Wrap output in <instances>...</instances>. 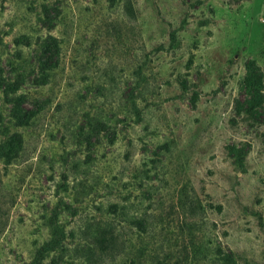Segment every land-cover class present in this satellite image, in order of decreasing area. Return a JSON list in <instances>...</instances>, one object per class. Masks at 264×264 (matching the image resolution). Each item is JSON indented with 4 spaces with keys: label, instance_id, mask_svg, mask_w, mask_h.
Wrapping results in <instances>:
<instances>
[{
    "label": "rangeland",
    "instance_id": "374dc122",
    "mask_svg": "<svg viewBox=\"0 0 264 264\" xmlns=\"http://www.w3.org/2000/svg\"><path fill=\"white\" fill-rule=\"evenodd\" d=\"M250 60L264 0H0V264H264Z\"/></svg>",
    "mask_w": 264,
    "mask_h": 264
},
{
    "label": "trees",
    "instance_id": "16d2710c",
    "mask_svg": "<svg viewBox=\"0 0 264 264\" xmlns=\"http://www.w3.org/2000/svg\"><path fill=\"white\" fill-rule=\"evenodd\" d=\"M127 9L129 13L132 12L130 3H127ZM56 48L55 42H49L44 45L41 55L39 56V63L41 69H51L57 65V58L55 57L53 50ZM55 51V50H54ZM244 86L246 90L251 94V100L246 106H243L241 102L236 101V114L238 116L246 117V120H250L255 115L257 107L262 106L264 102L263 94V73L260 71V67L252 60L246 63V74L244 77ZM196 96H193V102ZM22 96L19 95L13 99V105L11 108V115L15 119L17 125H26L29 119L34 114L32 110L24 109L22 106ZM245 113V115H243ZM22 139L18 133H13L7 140V143L3 145V156L10 159L18 153V149L21 146ZM95 245L104 252H112L116 247V239L107 228L102 229L95 237ZM223 261L227 264L229 257L223 254Z\"/></svg>",
    "mask_w": 264,
    "mask_h": 264
}]
</instances>
